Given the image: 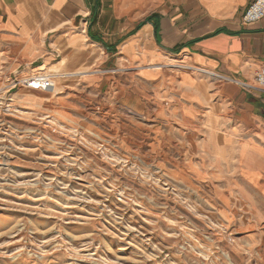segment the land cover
I'll list each match as a JSON object with an SVG mask.
<instances>
[{
  "label": "crops",
  "instance_id": "obj_1",
  "mask_svg": "<svg viewBox=\"0 0 264 264\" xmlns=\"http://www.w3.org/2000/svg\"><path fill=\"white\" fill-rule=\"evenodd\" d=\"M252 1L0 0V87L49 73L55 101L21 86L10 100L61 125L88 102L173 125L203 187L264 192V18L242 23Z\"/></svg>",
  "mask_w": 264,
  "mask_h": 264
},
{
  "label": "rangeland",
  "instance_id": "obj_2",
  "mask_svg": "<svg viewBox=\"0 0 264 264\" xmlns=\"http://www.w3.org/2000/svg\"><path fill=\"white\" fill-rule=\"evenodd\" d=\"M54 81L37 89L53 101ZM12 84L0 87V264H264V192L203 187L173 125L82 98L61 125L15 106Z\"/></svg>",
  "mask_w": 264,
  "mask_h": 264
},
{
  "label": "built area",
  "instance_id": "obj_3",
  "mask_svg": "<svg viewBox=\"0 0 264 264\" xmlns=\"http://www.w3.org/2000/svg\"><path fill=\"white\" fill-rule=\"evenodd\" d=\"M264 18V0H253L246 9L243 17V25H253ZM256 82L260 88L264 89V64L256 73ZM24 86L31 89L42 90L46 93H53L56 89L54 78L49 73L43 71L32 73L28 76L16 80L12 84V89Z\"/></svg>",
  "mask_w": 264,
  "mask_h": 264
}]
</instances>
